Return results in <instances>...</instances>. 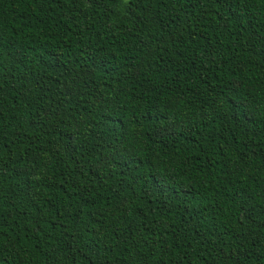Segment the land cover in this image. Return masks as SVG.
<instances>
[{
  "label": "trees",
  "instance_id": "16d2710c",
  "mask_svg": "<svg viewBox=\"0 0 264 264\" xmlns=\"http://www.w3.org/2000/svg\"><path fill=\"white\" fill-rule=\"evenodd\" d=\"M0 264H264V0H0Z\"/></svg>",
  "mask_w": 264,
  "mask_h": 264
},
{
  "label": "rangeland",
  "instance_id": "374dc122",
  "mask_svg": "<svg viewBox=\"0 0 264 264\" xmlns=\"http://www.w3.org/2000/svg\"><path fill=\"white\" fill-rule=\"evenodd\" d=\"M125 2H128L129 0H124Z\"/></svg>",
  "mask_w": 264,
  "mask_h": 264
}]
</instances>
